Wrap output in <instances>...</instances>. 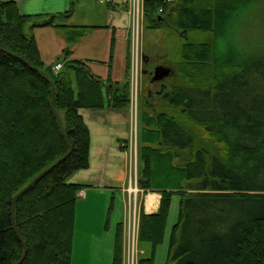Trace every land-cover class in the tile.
Returning <instances> with one entry per match:
<instances>
[{
  "label": "trees",
  "instance_id": "trees-1",
  "mask_svg": "<svg viewBox=\"0 0 264 264\" xmlns=\"http://www.w3.org/2000/svg\"><path fill=\"white\" fill-rule=\"evenodd\" d=\"M73 10L74 1L63 14L26 16L15 2L0 0V264H16L24 252L12 226V199L71 148L14 206L27 250L21 264H70L83 186L69 179L89 166L90 136L79 111H129V60L120 84L95 77L82 61L66 60L69 49L57 73L41 61L27 31L64 28L75 42L99 28L56 22ZM143 15L148 28L172 29L181 46L174 69L168 67L176 80L156 93L159 110L140 112L138 186L161 199L154 214L140 207L138 244L150 250L139 264H153L174 196L177 222L165 264H264V40L238 31L253 20L264 34V0H143ZM243 30L256 33L249 25ZM194 33L206 39L196 41ZM226 40L228 49L219 53ZM113 49L112 39L110 61ZM31 68L52 82L63 135L50 108L51 85ZM200 141L206 146L198 147ZM122 237L119 224L112 264L123 263Z\"/></svg>",
  "mask_w": 264,
  "mask_h": 264
},
{
  "label": "crops",
  "instance_id": "crops-1",
  "mask_svg": "<svg viewBox=\"0 0 264 264\" xmlns=\"http://www.w3.org/2000/svg\"><path fill=\"white\" fill-rule=\"evenodd\" d=\"M1 1L15 2L19 12L26 16L63 14L74 1L73 14L56 22L99 28L86 30L75 42L68 41V29L64 28L27 31L36 42L41 61L54 66L62 59L63 51L69 49L71 53L66 60L82 61L95 77L105 80L109 76L119 84L124 81L132 26L129 0H110L108 4L102 0ZM79 113L90 136L89 166L69 179V183L83 186L74 209L70 264H112L117 225L122 226L123 235L128 203L138 201L146 215L154 214L161 195L158 191L142 190L134 198L128 192L133 186L125 166L126 158L130 160L126 144L130 135L129 111L104 108L81 109Z\"/></svg>",
  "mask_w": 264,
  "mask_h": 264
},
{
  "label": "rangeland",
  "instance_id": "rangeland-1",
  "mask_svg": "<svg viewBox=\"0 0 264 264\" xmlns=\"http://www.w3.org/2000/svg\"><path fill=\"white\" fill-rule=\"evenodd\" d=\"M166 1H178V0H166ZM143 2V0H142ZM143 11V9H142ZM253 24H258V21L251 20L249 23V20L246 22L244 27L242 29H239V33L241 32V37L245 39H253L254 41L261 42L264 40V34L262 31H258V29H255L253 27ZM247 25H249V29H253V32L251 33L247 32L246 30H243ZM148 24L145 23L144 15H140L139 20V46H140V58H141V65H140V72L138 75V82L136 81L134 86V95H133V89H131L130 93H132V101L131 105L129 106V117H130V135H129V141L126 142L128 145V151L130 154V160L126 158L125 166H126V172L130 175V179L133 183V186L131 189H128V192L131 196L134 198L142 192V189L138 186V178H139V167H138V143L139 140H137L138 132L140 134V126L142 125L141 122V114L140 112L149 111L152 112L153 109L155 111L159 110V106L162 104L161 100L157 98L156 93L160 90L162 85H168L171 84L172 79L176 80L175 74L172 72L173 78L169 75L166 79H164L161 82H152V77L150 75V72H153L154 69L158 66H167L170 69H174L173 65L178 59L179 55V49H180V42L179 37L177 34L169 28L163 27L160 29H153L148 28ZM258 31V32H257ZM228 32V30H227ZM226 32V33H227ZM229 33V32H228ZM229 35V34H228ZM193 37L196 39L199 38V40L206 39L205 35L194 33ZM229 37V36H228ZM228 39V38H227ZM130 39H129V49H130ZM226 43H219L218 44V52L225 51L228 49L229 44L231 41H225ZM222 49V50H221ZM128 60H131V53L128 52ZM130 70H128V79L130 77ZM2 83H4L1 80ZM3 88V87H2ZM3 95L6 96V93H4L2 89ZM130 96V98L132 97ZM7 97V96H6ZM152 107V108H151ZM140 125V126H139ZM198 133L202 138L207 140L206 136L200 131L196 132ZM138 141V143H137ZM212 141V140H210ZM210 146L213 147L215 144L212 142ZM140 144V143H139ZM207 143H204L203 141H200L199 144H196L198 147H205ZM214 148V147H213ZM218 149V147H217ZM220 153L222 154L223 151L220 148ZM219 152V151H218ZM166 161V159H164ZM165 161L163 164H165ZM137 190V191H136ZM178 197L174 196L171 202L170 206V213L168 216L167 224H166V230H165V236L162 244L157 246L156 248V257L154 259L153 264H165L166 261V254L168 250V239L170 235V231L177 222V214H178ZM136 206V210L138 211L135 219L137 220V235L139 233V202L137 201L135 203L132 202L131 204ZM128 203V206L131 205ZM128 206H127V214H128ZM127 219V218H126ZM127 222V220H126ZM137 249L142 250L143 252H146V254L149 253V247L143 246L141 249L139 247V244H137ZM20 260V259H19ZM18 260V261H19Z\"/></svg>",
  "mask_w": 264,
  "mask_h": 264
},
{
  "label": "built area",
  "instance_id": "built-area-1",
  "mask_svg": "<svg viewBox=\"0 0 264 264\" xmlns=\"http://www.w3.org/2000/svg\"><path fill=\"white\" fill-rule=\"evenodd\" d=\"M104 3H109V0H102ZM130 14L132 19L131 26V41H130V91L133 89L134 95V86L136 81L138 82V75L141 65V58L139 55L140 46H139V20L140 15L143 17L142 11V0H129ZM60 69V66L57 65L54 68V72L57 73ZM132 96V93H130ZM133 96L130 98L132 101ZM137 191V190H136ZM138 211L136 206L131 204L128 206L127 222L124 224L123 230V243H122V256L123 264H138L139 256L143 254V251L137 249L138 244V235H137V220L135 219Z\"/></svg>",
  "mask_w": 264,
  "mask_h": 264
},
{
  "label": "water",
  "instance_id": "water-1",
  "mask_svg": "<svg viewBox=\"0 0 264 264\" xmlns=\"http://www.w3.org/2000/svg\"><path fill=\"white\" fill-rule=\"evenodd\" d=\"M160 21V20H159ZM33 69V68H31ZM34 71H36L44 80H46L50 85H51V95H52V98H51V101H50V108H51V111L54 115V117L56 118V121H57V124H58V128H59V131L61 132V134L63 135V132H62V129H61V126H60V121H59V118L55 112V109H54V105H53V101H54V89L52 87V82L50 80H48L46 78V76H44L40 71L36 70V69H33ZM151 77H152V82H161L163 81L164 79H166L167 77H169L170 75V69L165 67V66H158L154 69L153 72L150 73ZM71 152V148L69 150V152L64 155L63 157H61L59 160H57V162H55L53 165H51L50 167L46 168L43 172H41L40 174H38L25 188H23L20 192H18L14 198L12 199V203H11V221H12V226H13V229L15 231V234L19 240V242L22 244L23 248H24V252L20 258V260L16 263V264H21L23 262V260L25 259V256H26V246L24 245L20 235H19V232L16 228V225H15V222H14V206H15V203L17 201V199L19 197H21L25 192H27L30 188H32L42 177H44L46 174H48L49 172H51L55 167H57L65 158H67V156H69Z\"/></svg>",
  "mask_w": 264,
  "mask_h": 264
}]
</instances>
